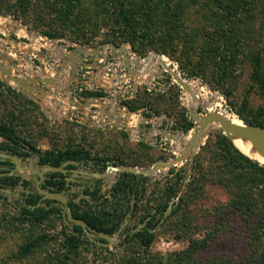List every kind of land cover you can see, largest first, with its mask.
<instances>
[{"label": "rangeland", "instance_id": "obj_1", "mask_svg": "<svg viewBox=\"0 0 264 264\" xmlns=\"http://www.w3.org/2000/svg\"><path fill=\"white\" fill-rule=\"evenodd\" d=\"M66 2L20 0L18 4L17 0H0V50L8 54L2 57L7 71L0 73V123L12 127L24 144L20 151L31 153L33 164L43 152L82 148L106 159L107 165L147 169L155 160L180 152L184 138L191 135L196 123L187 106L191 111L218 110L264 122V0H221V6L214 0H124L130 26L121 23L110 0H72L71 7ZM53 4L57 9H52ZM65 7L70 10L67 17ZM49 38L53 44L47 41ZM85 39L125 40V45L134 51L133 45L142 53L135 51L143 59L130 56L136 65H143L144 82L127 92L129 98L124 104L131 115L125 111L128 122L121 127L127 131L105 126L99 115L102 110L115 111L113 99L75 103L83 114L78 113V118L70 114L72 102L66 97L72 88L59 84L69 80L70 70L65 66L58 73L59 58L63 48L71 49L75 43L90 45L77 42ZM150 52L172 56L177 73L197 82L203 88L201 92L207 94L206 99L193 108L184 88L183 96L174 88L167 93L156 92L151 86H159L169 75L154 71L160 60L155 54L148 55ZM9 74L25 81L22 90L7 79ZM145 104L172 118L171 127L177 132L171 139L159 131L170 125ZM139 111L143 118L137 124ZM186 119L193 123L189 130ZM222 134L219 125H211L194 151L189 171L188 157L176 165L158 168L149 176L136 206L133 196L128 199L129 210L124 218L130 215L125 227L134 228L147 212L148 219L155 222L154 206L158 202L166 200L172 208L180 202L175 197L165 198V180L182 176L176 191L182 198L181 207L156 227L148 250L137 241L124 243L119 234L107 249L88 245L67 252L57 213L40 225L30 224L18 216L10 196L0 200V264H260L258 260L264 253V174L235 163L232 152L223 150ZM6 141L0 136V143ZM205 145L208 147L201 152ZM199 159L201 167L195 165L193 170L194 160ZM176 172L180 175L175 176ZM118 174L113 172L104 179L106 187L97 200L88 198L91 203L85 208L91 214L114 220L124 212L122 195H110ZM224 174L233 179L227 185L230 188L215 181ZM192 177H199L197 185L201 189H182L184 179L185 185ZM232 200L239 201L240 208H235ZM259 222L263 228L257 229ZM253 228L259 232V241L250 236ZM37 235H43L44 240L28 254L19 255V247ZM192 240H198L200 247L194 248Z\"/></svg>", "mask_w": 264, "mask_h": 264}, {"label": "trees", "instance_id": "obj_2", "mask_svg": "<svg viewBox=\"0 0 264 264\" xmlns=\"http://www.w3.org/2000/svg\"><path fill=\"white\" fill-rule=\"evenodd\" d=\"M218 5L221 6V0H214ZM18 4L20 0H17ZM69 7L73 5L72 0H67L66 2ZM124 0H110L111 6H115L116 13L118 17L121 18V23L124 25L130 26L128 16H127V10L126 7L124 6ZM223 3V2H222ZM52 9H57L56 4L54 7L51 6ZM114 8V7H113ZM67 12H64L65 17L70 13V10L65 7ZM45 35H48L49 37H55L53 34L46 33ZM61 37V36H57ZM76 40H74L75 42ZM109 40H102V41H95V42H90L88 39L85 40H77V42L80 43H88L90 45H97L101 42H105ZM115 44H120L124 42L125 40H111ZM132 48L134 51H136L138 54H142L139 52L133 45ZM161 54L167 55L170 59H173L172 56L169 54L163 53V52H157ZM174 89H178L175 87ZM169 90L168 92H171L174 90ZM167 93V92H165ZM158 94L156 96H161L164 94L160 93H155ZM167 95V94H166ZM141 105V104H140ZM137 105V106H140ZM145 106H148L145 104ZM148 108L153 109L157 114L163 113L161 110H158L157 108L148 106ZM239 117L241 118L242 121H244L247 124H256L264 127V122H260L258 120H251L248 118H245L238 114ZM187 129H191L193 123L189 120H187ZM0 136L4 137L7 141L0 143V150L8 149L12 150L15 154L17 155H28L29 152H21L20 148H23V145L21 143L22 140H20L15 133V131L12 129L7 124L0 123ZM221 138L223 142L225 143L223 150L230 154L232 152L233 154V161L239 164L240 167H249V168H254L257 171H259L261 174H264V164H260L258 161L251 159L248 157L246 154L242 153L240 150H238L231 141L228 139V137L224 134L221 135ZM208 147V146H207ZM206 145L201 147V152L203 150H206ZM32 151H35V148L33 146L30 147ZM38 151V150H37ZM38 163L39 164H50L57 166L63 161L67 160H77V161H82L83 163H89L90 165H96L98 166L101 170L107 165L106 159L99 158L92 156L90 152L86 149L82 148H75V149H66L62 151H58L56 153L53 152H43V154L38 155ZM199 157V156H198ZM232 157V156H231ZM200 159L199 160H194V166L193 170H195L196 166L201 167ZM6 163V162H5ZM196 165V166H195ZM68 166L71 167V164ZM201 169V168H200ZM199 169V170H200ZM179 172H176L175 176H179ZM221 175L220 178H215V181H217L222 187L230 188L227 185L233 180L230 176ZM149 176L137 174V173H131V172H121L118 174V179L117 181L110 187V195H116V194H121L123 199L126 202V209L124 210L123 213L118 214L115 216L114 220H107L104 216L101 215H93L89 212L88 207L85 208V205L90 206L89 204L91 203L89 199L81 198L78 201H69V206L71 208L72 215L76 218H81L85 222H87L90 226L93 228L107 232V233H113L115 232L123 218L124 214L126 213L127 210H129V200L131 196L134 197L135 199V206L138 200L141 199L143 196V193L146 189V183L149 180ZM182 176H179V180L174 178H168L165 180V183L167 184L165 193L167 196L165 198H178L180 201L179 203H176L174 205V208H172L170 214L168 217H170L172 214L176 213L179 211L181 207V201L182 198L181 196L176 194V191L178 188H180V185L182 183L181 181ZM172 180V183H169V181ZM48 181V183L51 182V184L54 182ZM199 181V177H192V179L187 183L182 185V189H187L191 188L192 190H200V186L197 185V182ZM21 184L25 187L28 184V180L22 178L19 175H4L0 177V183L2 185H9L11 187H15L16 185ZM59 183V188L63 186L62 181H57ZM99 188L94 187L93 189H89L88 187H85L83 190V194L88 195L91 200H97L99 198L98 195ZM24 197V204L23 205H17L16 200L13 201L12 207L16 210V213L18 214L19 217L23 218L25 221H27L30 224H37L40 225L44 223L52 213H57L58 218L60 219V225H61V233L63 236L62 244L66 246V251L67 252H72L80 247L83 246H88L92 245L101 249H107V247L98 245L92 241H89L86 239L85 236H82V232L79 226L73 225L71 230L67 229V227L63 224L62 222V216L60 209L56 206H48L49 201L45 203L44 206H36L32 207L36 202L38 201V194L37 193H28V194H23ZM7 197L3 194H0V200L5 201ZM232 204L234 205L235 208H240L239 201L232 200ZM48 206V207H46ZM168 206V202L165 200L164 202H158L154 206V214L157 213V220L154 222L148 217L150 216V213L147 212L145 213L141 218H140V223L144 220H146V224L138 231L131 233L132 228L130 226H126L125 228L122 229L120 232V235H123V242L124 243H129L131 241H137L141 247H143L145 250H148L150 245L153 242V239L155 237V230L153 229L157 226L158 222L163 216V212L165 211L166 207ZM253 209H256L255 205H252ZM155 216V215H154ZM137 226V225H136ZM263 228V224L261 222L258 223L257 229ZM250 236L252 239L255 241H259V232L256 229H252ZM43 235H37L29 240H27L22 246L19 247L18 254L19 255H26L28 254L36 245L41 243L43 239ZM194 242V248L200 247L198 244V240H192ZM57 261H52L49 264H60ZM260 264H264V253L261 255V259L258 260Z\"/></svg>", "mask_w": 264, "mask_h": 264}, {"label": "water", "instance_id": "obj_3", "mask_svg": "<svg viewBox=\"0 0 264 264\" xmlns=\"http://www.w3.org/2000/svg\"><path fill=\"white\" fill-rule=\"evenodd\" d=\"M43 37L46 38V36ZM107 44H109L112 48H115L114 43L107 42ZM21 51H24V49L23 50L21 49ZM5 55L6 54H4L2 50H0V73H4V70L7 71L8 68L7 66H5L6 62H3L2 60V57H4ZM6 56L8 57V54ZM4 61H7V59ZM170 73L182 88H184L187 91L189 90L188 85L184 81H182V79L178 75L172 72ZM7 79H10L14 81L16 84H18V88L20 87L21 90L23 88L22 86H25V81L17 76H12L9 74ZM43 82H46V79H43ZM30 97L32 98V96ZM187 109L189 116L192 118L193 122L196 123L195 128L190 136L189 146L188 148H186V150L190 151V154L187 156L185 155V152H182L178 155H174L165 160L158 159L152 162V164L147 169H141L136 166L108 164L102 171L96 172V171H89L88 169H83V168L81 169V163L80 161L77 160H68L57 166L50 164H39L38 162L33 164V160L30 155L31 153L26 156H19L9 151L0 150V162L8 160L12 164V167L8 168L7 170H2V167L0 166V169L2 170L0 171V177L4 175H26L28 177H31L37 183V190L41 195V199L53 200L55 204L61 207V216H62L63 224L68 225L69 228H71L73 225L79 226L80 229L85 234L87 240L92 241L104 247H109L112 244L113 240L117 238V236L120 234L122 229L128 223L130 213L126 214L125 218L123 219V222L120 224L119 228L115 232L107 233V232L99 231L93 228L92 226H90L83 219L76 218L72 215L71 208L67 204L68 190L62 189L60 191H56L49 184L45 185V187H41L39 186V183H42V180L46 177L47 172L65 171L64 166L66 164H71L73 166V168H71L70 170L72 171L74 176L83 175L85 177L93 176L97 178H103L102 186H104L105 184L104 179L106 177H109L112 171H115L117 173L131 172L145 176H150L153 174L154 170L158 168H165L170 165H176V163L181 162L186 157H188L187 170L189 171L193 161L194 151L196 148H198L201 145L202 140L204 139V137H206L208 133L209 130L208 126L213 122H217L219 124L221 130L228 137L229 140L231 139L232 136L247 139L251 143L252 147L259 153V155L264 158V127L263 126L256 124H247L244 121H242V124L233 123L230 119L226 118L218 110L212 112L205 111L200 113L195 109L194 111H191V109L189 108ZM239 119L241 120V118ZM125 131L127 130L125 129ZM159 131L163 135H165L168 139L172 138L173 134H168L165 132V130L161 128H159ZM185 181L186 179H184L183 184L185 183ZM25 190L26 189H23L21 191H25ZM0 194H3L5 196L13 195L15 197L20 196V194L16 190H12L10 187L4 185H0ZM81 197L88 199V197L84 194H81ZM177 200L178 198H176V202ZM44 204H45L44 202L39 201L36 204H34L32 207L44 206ZM132 204H133V200L130 201V209H132L133 206ZM171 210L172 207L168 205L165 211L163 212V216L158 222L157 226L164 221L166 216L170 214ZM145 224H146V220L137 224V226L132 228L131 233L140 230ZM156 227L153 229V231L156 229Z\"/></svg>", "mask_w": 264, "mask_h": 264}, {"label": "built area", "instance_id": "obj_4", "mask_svg": "<svg viewBox=\"0 0 264 264\" xmlns=\"http://www.w3.org/2000/svg\"><path fill=\"white\" fill-rule=\"evenodd\" d=\"M42 39L46 40L47 37ZM47 41L52 44L54 43L51 38ZM73 45L71 46V49L63 48L61 50L62 56L59 58L61 61L59 62L60 68L58 69L59 74L62 73L65 66H67L70 70L69 80L59 83L64 85V87L70 86L72 88L66 97L67 102H72V112L70 114L74 115L75 118L79 117L78 113L83 114L77 108L78 106L75 103H78L79 105L81 102L90 103V101L93 99L96 100L97 98H104L107 100L113 99L115 103V111L105 112L102 110V112L99 111V115L101 116L105 126L123 129L121 127L126 125L128 122H125L127 108L124 104V101L129 98L127 96V92L130 93L135 91L136 85H141V83L144 82L141 77L143 65H136L133 61H131L130 56H134L139 59L143 58L137 56L136 52L131 49L130 45H125L123 42L115 44V48H112L109 44H107V42H101L97 45H80L76 43ZM41 52L43 53V50ZM150 54H155L158 57V60H160V63L156 61L157 64L155 65L154 71H163L167 73V76L169 75L167 78L168 80L164 79L162 84L157 82V84L160 83L159 86L151 87H153L156 92L161 93L168 92L170 88L177 87L183 96V88L172 77L168 69L162 68L163 63H161L162 60L159 57L162 55L167 57L171 66L175 67L176 71L179 72L175 62H173L165 54L150 52L148 55ZM43 56H45V53ZM154 77L155 73L152 74L151 78L153 79ZM145 85L149 87L148 84ZM94 90L101 91V94L97 97L89 95L90 91ZM55 98L62 99L59 95H55ZM128 114L130 117L131 113ZM150 114H153V112L150 111ZM136 115V121L138 120V124L140 119L143 117L141 116L140 111ZM160 118H162L167 125H170V128H164L166 133L173 134L174 132H177V130L172 129L171 127V124H173L171 117L166 116V114H161ZM167 125H165V127H167ZM138 130L139 129L136 127V131ZM134 139L138 140V137H135Z\"/></svg>", "mask_w": 264, "mask_h": 264}, {"label": "flooded vegetation", "instance_id": "obj_5", "mask_svg": "<svg viewBox=\"0 0 264 264\" xmlns=\"http://www.w3.org/2000/svg\"><path fill=\"white\" fill-rule=\"evenodd\" d=\"M96 91L97 90L90 91L89 95L92 96V94H93V95L98 96L99 94L97 92L101 93L100 91H97V92ZM93 97H95V96H93ZM4 151H9L11 153H14L12 150H8V149H4ZM19 156H24V155H19ZM3 162H6V163H3ZM63 162H66V161H63ZM63 162H61V163H63ZM0 163H1L0 166L2 167V170H7L8 168L12 167V164L8 160L2 161ZM80 163H81V169L83 168V169H88L89 171H96V172L102 171L107 166L106 165L101 170L96 165H93V164L90 165L89 163H83L82 161ZM68 165L69 164H66L64 166L65 171H63V172H59V171L58 172H47L46 173V177L42 180V183H39V186L45 187V185L49 184L56 191H60L62 189L68 190V193H67L68 194V201H67L68 206H69V201H76L75 198L78 197V196H80V197H78V199L82 198L81 194H83V190L85 189V187H88L89 189H93L94 187H98L99 188L98 195L101 193V189L106 187V184H104V186H102L103 178H97V177H93V176L85 177L83 175L74 176L72 171L70 170L71 168H73V166L71 165V167H70ZM2 170L0 169V171H2ZM19 176H21L24 179H27L29 182H28V184L25 187L21 184V182H19L18 185L22 186L21 190H23V189H26V190L25 191H21L20 192V196L18 198H14L13 199V201L16 200L17 205H20V204L23 205L24 204V202H23L24 201L23 200L24 199V197H23L24 193L25 194L37 193L38 194V201L37 202L40 201V202L46 203L47 201H49V205L48 206H56V207H58L60 209V212H61V207L58 206L57 204H55L53 200L41 199V195H40V193L37 190V183L31 177H28L26 175H19ZM69 177H72V178H69ZM51 180H53L54 182L52 181L53 182L52 184H51V182L48 183V181H51ZM59 180L63 182V186L61 188H59V183L57 182ZM0 185H2V184L0 183ZM18 185H16V186H18ZM4 186L10 187L12 190H16L15 189L16 186L15 187H11L9 185H4ZM78 191H81V194H79ZM86 196L88 198H90L88 195H86ZM65 226L69 230H71V228L73 227L72 226L71 228H69L68 225H65ZM81 232H82V236H85V234L83 233L82 230H81Z\"/></svg>", "mask_w": 264, "mask_h": 264}, {"label": "bare ground", "instance_id": "obj_6", "mask_svg": "<svg viewBox=\"0 0 264 264\" xmlns=\"http://www.w3.org/2000/svg\"><path fill=\"white\" fill-rule=\"evenodd\" d=\"M159 58H161V60H162L161 63L163 62V65H162L163 69H166V67L169 68L171 66V64L168 62L167 57L162 55ZM169 71L180 76V74L177 73V71H175L173 68H169ZM180 78L189 87V90L188 91L186 90L187 92H185V94H186V99L189 102L190 106L193 107V105H195L198 101H202L203 99H206L205 95H207V94H205V92H201V91H203V88L201 86H199V84L197 82L187 80V79L183 78L182 76H180ZM208 112H212V111H208ZM220 113H222L226 118L230 119L233 123L242 124V120L237 118L234 114H232L230 112H221V111H220ZM213 124L219 125L217 122H213L212 124H210L208 126V129ZM190 136L191 135L184 138V143H182L180 152H178L176 155H178L182 152H185L186 156L190 154V151L186 150V148H188V146H189ZM230 140H231V143L233 144V146H235L242 153L246 154L247 156H249L250 158H252L254 160H257L259 163L264 164V158L259 155V153L252 147L251 143L247 139L232 136ZM113 172H115V171H112V173Z\"/></svg>", "mask_w": 264, "mask_h": 264}, {"label": "crops", "instance_id": "obj_7", "mask_svg": "<svg viewBox=\"0 0 264 264\" xmlns=\"http://www.w3.org/2000/svg\"><path fill=\"white\" fill-rule=\"evenodd\" d=\"M3 163H5V162H3ZM1 164V163H0ZM16 191L20 194V192H21V189H22V186L21 185H18V186H16ZM11 196H13V195H11ZM7 197V199H8V197H10V196H6ZM19 196H13V199L14 198H18Z\"/></svg>", "mask_w": 264, "mask_h": 264}]
</instances>
